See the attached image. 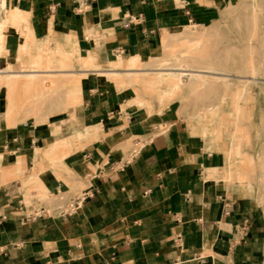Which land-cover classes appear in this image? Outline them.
I'll use <instances>...</instances> for the list:
<instances>
[{"label": "crops", "instance_id": "1", "mask_svg": "<svg viewBox=\"0 0 264 264\" xmlns=\"http://www.w3.org/2000/svg\"><path fill=\"white\" fill-rule=\"evenodd\" d=\"M220 1L0 0V71H21L17 57L27 53L18 54L29 47L26 38L27 66L49 42L52 49L44 53L55 66L73 50L98 67L117 55L142 58L161 34L202 25L207 5ZM110 70L77 71L86 80L83 106L72 116L74 135L30 151L34 137L0 124V264H264V211L240 199L252 198L248 184L227 183L232 169L224 163L218 170L217 153H208L203 140L171 115L151 123L134 107L123 114V95L101 83ZM1 97L0 118L5 89ZM87 128L94 130L86 147L63 161L79 176L77 190L84 187L74 210L34 211L27 206L30 184L38 185V199L48 185L59 184L49 170L33 174L31 166ZM236 138L230 139L232 153ZM262 176L264 170L258 177L264 190ZM221 181L229 184L231 199Z\"/></svg>", "mask_w": 264, "mask_h": 264}, {"label": "rangeland", "instance_id": "2", "mask_svg": "<svg viewBox=\"0 0 264 264\" xmlns=\"http://www.w3.org/2000/svg\"><path fill=\"white\" fill-rule=\"evenodd\" d=\"M207 6L210 8L205 12V21L202 25L174 30L169 34H163V36L161 34L156 39L152 52L141 58L143 63L141 69H159L162 60L167 58L171 62H167V64L173 66V64L180 63L179 61L175 62L176 57H181V62L185 61L181 64L188 65L192 71L197 68L207 70V67H210L220 73L233 75L235 81H232L230 86H225L226 80L207 76L206 80L212 83L208 82V84L199 86L200 82L203 83L200 80L197 87H190L185 84L188 82L187 80L181 90L170 94L169 91L164 92L161 88L146 90L139 84L130 82L131 78L125 74L121 75V78L118 76L119 79L114 76H100V78H104L101 83L107 86L109 92L123 95L125 103L122 107L123 114H126V108L134 107L133 110L141 112L145 120L152 121L151 123L160 117L169 115L173 119L183 122L190 135L203 140L208 147V153H217L219 161L216 168L218 170L224 167V163L226 170L232 169V173L229 176L227 174L229 179L227 183L234 186L235 184H248L252 198H240L243 199V203L254 210L264 211V190L258 179L264 170V74L254 75V70L258 68L256 73L259 72L260 63L264 62V0H221L217 5L210 3ZM26 40L31 45V40L29 38ZM30 45L25 49L19 48L18 54L20 50L30 52ZM47 49H52L50 42L44 43L36 53L41 55V61L45 60L44 50ZM73 51V58L80 56L78 51ZM186 51L192 52V54H186ZM27 53L22 57L19 54L17 57L21 64L19 66L21 71L32 70L25 64L30 60ZM215 55L218 56V60L208 59L216 57ZM54 56L58 57L59 54L56 53ZM129 57L122 55L115 57V61L124 64L120 68L121 71L129 69L126 66ZM59 58H62L61 55ZM65 58L63 60H66ZM75 60L73 59L71 64L69 62L70 65L66 62L67 66H70V70L73 67L74 73H80L77 71L81 69L96 68L91 67L89 63H81L76 58ZM85 64L90 66L86 67ZM34 65L36 64L34 63L32 66ZM36 66L37 70L50 69L45 63H37ZM49 66L55 67L54 69L57 71L64 69L58 65L50 64ZM97 68L113 69L109 65ZM155 75L147 74L146 77L150 78ZM252 76H256L258 79L251 81L252 83L242 90L241 87L244 84L241 80H246V78L241 77ZM44 77L46 76L42 78ZM48 77L52 80L57 78L55 81L59 85L55 81L47 79ZM76 77L82 79V86H84L86 76L77 74ZM47 78L49 82H43L45 78L41 80L42 87L5 89L7 108L5 115L0 118V124L4 123L5 129L8 131L17 130V127L20 126V129L26 131L31 138L34 137L31 141L34 145L28 147L30 151H33L34 146L42 149L54 139L74 135L72 129L77 122L73 121L72 116L76 115L83 106V101L75 102L74 100V104L69 105L73 102L71 101L72 97L69 98L71 102L65 97V89L67 90L70 85L66 81L71 80L74 76H47ZM50 80L55 82V84L52 83L54 87L51 86L52 84L50 85ZM50 87L53 90L49 96L45 97L42 91H49ZM261 87L263 90H260ZM2 89L3 87L0 86V98H2ZM82 90L83 88H81ZM128 99L129 101L136 99V105L129 104ZM33 105H37V108L42 111L32 112ZM234 134L237 138L234 141L235 148L232 153L230 139ZM73 140L76 139L73 138ZM64 146L65 144H60L54 155L36 162V168L31 166L33 174L49 170L47 173L52 174L51 177L55 178L59 184L56 188H51L48 185V193L43 194L44 198L42 199H38L36 195L39 192L38 185L30 184L34 192L30 194L31 201L27 202V206L33 205L34 211L39 212V207L45 206L50 214L70 212L74 210L73 201L82 196L80 190L84 187L77 190L78 174L67 170L63 161L69 155L85 148L86 144H79L75 149ZM228 158L231 160L228 162L229 168H227L228 163L226 164ZM44 161L46 168H44ZM25 165L24 163V168ZM250 177L253 178L250 179ZM227 183L221 181L218 185L231 199V191L229 192Z\"/></svg>", "mask_w": 264, "mask_h": 264}, {"label": "bare ground", "instance_id": "3", "mask_svg": "<svg viewBox=\"0 0 264 264\" xmlns=\"http://www.w3.org/2000/svg\"><path fill=\"white\" fill-rule=\"evenodd\" d=\"M197 40L199 42L200 38L197 39ZM48 54L49 53H47V55ZM186 54H192V52L186 51ZM73 57H74L73 53L67 52V53L64 54L63 58H65L67 60L66 61V60L62 59V65L61 66L64 68V70H66L64 72H58L56 69H54L55 67L53 68L52 66H49L52 62H51V60L47 59V57H45L46 58L45 61H46L47 65H48L47 68H50L49 70H37V69H35L37 67L36 66L37 64H36L34 66H32V65L26 66V67H29L30 69H32V70H29V71H20V72L10 73V74H5L3 71H0V86L3 87V89H8V90L16 89V88H19V87L24 88V89H30L32 87H39V86L42 87L43 82H46L47 79H51L49 77L47 78V76H63V77L64 76H74V78H71V80L69 79V81H66L67 83H70V85L68 86L67 90L65 89V91H66L65 97L67 99L72 97L71 101L74 100L75 102H77V101L81 102L82 101V91H81L82 79L79 78V77L75 78V76H77V75L69 73V72H72V68H73L72 67L71 70H70L69 69V67H70L69 65L72 63L73 59H74V61H76L75 60V58H76L81 63L83 62V63L91 64V67H96L97 68L98 66H96L93 63L92 60H82L80 57H75V58H73ZM203 57H206V56L203 55ZM216 57H213V58L212 57L211 58L207 57V58L208 59L218 60V56H216ZM176 58H177V60H175V62L179 61L180 63L176 64V65L173 64V66L169 64L171 62H169V59L167 58V59H163L162 60L163 62L161 63L162 65H161V67L159 69H141V67L143 66V63L141 61V56L140 55H131L127 59V63H126V66H128V68H129L128 70L121 71L120 68L122 66H124L123 62L114 60L113 62H111V61L109 62V66L112 67L113 69H111L108 72H103V73H104V75L106 74V76H114L115 78H118V76L121 78L122 77L121 75L125 74V75H128L131 78L130 82H132L133 84H139L140 86H142V88L143 87H144V89L146 88V90L147 89L152 90V89H155V88L156 89H158V88L160 89L161 88L164 92L169 91L170 94L181 90V88L183 87L184 83L187 82V80H188V82L185 83V84H187L190 87L196 86L200 82V80H202L203 83L200 82L201 84H198L199 86L202 85V84H208V82H211V81H207L206 80L207 76H210L212 78H218V79L226 80L227 84L224 81L225 86L226 85L230 86L232 81H235L234 78H233V75L220 73V72L216 71V69H213V68H210V67H207V70L197 68L194 71H192V70H190V67H188V65L184 66V65L181 64V63L185 62V61L181 62V59H182L181 57H176ZM159 61H157V62H159ZM35 62L39 64L41 62V56H38L37 59L34 60V63ZM66 62H67V64H69V62H70V64L67 66ZM167 62H169V63L167 64ZM149 63L150 62L148 60V64ZM89 64H87L88 66L85 64L86 67H89L90 66ZM260 65L261 66L259 67L260 68L259 72L256 73V71L258 69L257 68L256 70H254V75H256V74L258 75V74H262V73L264 74V62H261ZM83 66H84V64H83ZM92 69H95V68H92ZM101 73H102V71H101ZM140 74L145 75V76H141ZM147 74H156V75L149 78V77H146ZM81 75L85 76L83 74H81ZM134 75H137V76H134ZM43 76H46V77H44L45 79L42 78ZM52 78L54 79V77H52ZM241 78H246V80H241L242 84H244V86H242V87L240 86L242 88V90L245 89L246 86H249L250 83H252L251 81L258 79V77H256V76L241 77ZM42 79H44L43 82L41 81ZM55 80H52V81H55ZM52 81H51L50 85L53 83ZM47 82H49V80ZM55 82H56V84H58L57 81H55ZM55 82L53 84H55ZM53 84L51 86H53ZM55 87H57V86H55ZM234 87H235V85H234ZM46 88H48V87H46ZM261 89H263V87H261ZM52 90H53L52 87H50L49 91H45L44 90V91H42L43 92L42 94L45 97H47V96L50 95ZM69 101H70V99H69ZM74 101L72 102V104L70 102H69L70 104L69 103L68 104L69 105H73ZM136 102H137L136 99H134V100H130L128 103L131 104V105L133 104V106H134V105H136ZM31 110H32V112H38V113L42 111L40 108H37V105H33V107H31ZM30 114H31V111H30ZM91 130H94V129L87 128V130L85 132H81V133L75 135L76 141L67 140V141H65L62 144H65L66 147H69L71 149L72 148L75 149L79 144L81 145L83 143V141H85V139H87L89 137V135L91 134L90 133ZM71 149H69V150H71ZM263 178H264V176L261 177V179H263ZM262 182H263V185H264V181H262Z\"/></svg>", "mask_w": 264, "mask_h": 264}]
</instances>
